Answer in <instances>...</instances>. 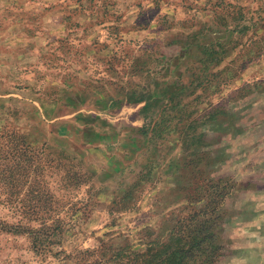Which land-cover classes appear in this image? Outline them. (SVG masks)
<instances>
[{"label":"rangeland","instance_id":"1","mask_svg":"<svg viewBox=\"0 0 264 264\" xmlns=\"http://www.w3.org/2000/svg\"><path fill=\"white\" fill-rule=\"evenodd\" d=\"M263 35L264 0H0V171L14 131L59 201L47 214L66 222L67 257L104 236L136 244L144 227L161 236L194 212L222 239L213 264H264ZM61 156L90 192L61 188L47 166ZM17 182L0 174V187ZM122 196L129 208L114 210ZM1 199L0 221L24 217ZM73 201L87 205L74 213ZM67 257L0 230V264H76Z\"/></svg>","mask_w":264,"mask_h":264},{"label":"trees","instance_id":"2","mask_svg":"<svg viewBox=\"0 0 264 264\" xmlns=\"http://www.w3.org/2000/svg\"><path fill=\"white\" fill-rule=\"evenodd\" d=\"M226 5L236 7L237 15L242 16L239 11L240 7L230 3ZM242 30H247V27H243ZM252 43L254 52L260 53L264 49V35L252 40ZM8 137L19 139L20 143L16 145L13 153H10L11 158L14 159L13 166L5 167L0 174L5 178L14 176L18 182L7 186L2 185L0 198L3 196L1 201L12 205L24 217L13 224L0 221V230L26 235L30 249L36 255H50L57 259H64L67 254L61 248V243L66 231V222L57 213L54 216L47 214L51 210H60L59 201H53L44 185L40 183V180L37 181L44 166L32 165L33 169L29 171L32 160L30 153L33 148L14 131L9 133ZM58 155H61V152ZM64 159L65 157L61 156L54 165H47L63 172L60 175L61 188L76 191L83 185H88L85 191L90 192L92 187L89 185L91 179L88 172L83 170L78 163H67L63 161ZM29 173H33V182L32 186L26 190L27 192H24L28 198L16 199L15 197L12 199L10 196L22 189L20 180ZM127 202H130V199H126L125 196L115 200L114 210L129 208L130 205H127ZM86 205L87 203L83 204V201H73L69 208H73L75 213L78 210H84ZM23 218H26L28 223L35 221L36 224L29 225L23 221ZM213 220L199 214L196 215L194 212L189 215L170 217L167 221V231L161 236H156L149 227H144L137 232L136 244L129 236H125L120 242H116L115 237L104 238V236L98 238V244L95 247L77 249L73 255H68V257L71 256L76 264H213L224 250L219 232H215L213 227L215 225ZM137 244L140 247H137Z\"/></svg>","mask_w":264,"mask_h":264}]
</instances>
